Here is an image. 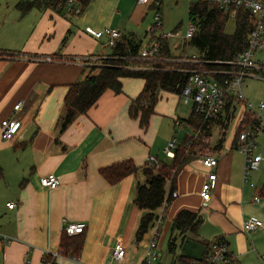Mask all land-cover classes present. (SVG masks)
I'll return each mask as SVG.
<instances>
[{"label": "crops", "instance_id": "crops-1", "mask_svg": "<svg viewBox=\"0 0 264 264\" xmlns=\"http://www.w3.org/2000/svg\"><path fill=\"white\" fill-rule=\"evenodd\" d=\"M182 4L189 8L190 1L164 0L162 17L165 8ZM155 11L153 5L140 4L138 0H88L80 15L53 7L33 8L26 14L18 10L9 27L13 42L2 40L0 34V122L14 114L16 103L24 101L23 109L15 115L22 122L18 137L5 141L0 134V234L11 237H0V264H25L27 259L30 264H44L48 255L61 252L63 228L69 222L86 224L83 233L76 235L82 240L79 262L71 256L58 260L53 257L56 264L142 261L152 229L150 235L147 232L143 239L136 240L144 213L134 201L137 184L145 182L142 168L147 167L149 155L170 160L166 156L161 159V154L164 155L167 141L175 136L174 119H184L178 112L180 95L162 91L148 126L142 128L139 119L129 115V106L142 91L144 80L124 78L122 92L105 90L93 107L78 115L63 131L59 119L64 114L69 87L99 70L97 63L82 66L69 59L81 55L107 59L113 51L105 39L97 40L85 29L117 28L122 36L145 46L156 37L149 34ZM167 40L173 56L185 52V43H176L174 48L181 51L173 52ZM55 54L59 61L38 60ZM233 120L226 123L224 131L213 126L206 140L210 144L208 154L218 158L211 203L203 205L200 197L208 175L200 156L176 174L172 182L167 181L165 199L171 187L178 195L164 213L157 238L161 256L154 264H191L192 260L204 258L208 243L214 239L227 242L235 261L264 264V226L250 234L243 231L247 218L264 221V156L260 168L245 182L244 155L235 147V135L232 141H226ZM240 120L241 116L235 129ZM214 128L219 132L215 145L211 143ZM189 136L177 137L178 144ZM124 160L133 161L139 171L109 183L100 170ZM49 173L60 179L56 189L40 183L41 177ZM257 193L262 197L259 203L253 201ZM8 203L15 206L9 208ZM161 206L155 215L161 213ZM181 211L199 213L202 224L197 235L175 232L176 248L171 250L173 220ZM118 242L126 248L123 263L111 260Z\"/></svg>", "mask_w": 264, "mask_h": 264}, {"label": "trees", "instance_id": "trees-1", "mask_svg": "<svg viewBox=\"0 0 264 264\" xmlns=\"http://www.w3.org/2000/svg\"><path fill=\"white\" fill-rule=\"evenodd\" d=\"M58 2L59 0H20L16 4V8L22 14H26L33 8H55ZM87 2L88 0H84V6ZM188 19L195 23L197 31L187 44L196 48L201 58L210 61H232L238 53L246 48L251 21L244 10L238 11L235 19L236 27L232 34L225 31L226 24L230 19L229 15L206 2L190 3ZM158 41L161 45L159 59L143 61L138 58L142 42L121 36L110 57L105 59V64L98 65L99 70L96 74L87 75L83 80L69 87L64 98V114L59 119L60 131H63L78 115L86 113L93 107L105 90L112 89L116 93L122 92L124 78L144 80L142 91L130 102L129 115L132 118H138L140 126L146 128L154 113L160 93L166 91L180 95L187 83L189 71L197 67L188 61L176 60L177 57L172 55L166 38H158ZM115 56L117 57L115 58ZM207 67L214 68L217 65L210 64ZM241 111V120L235 132V144L244 125L255 120V116L248 113L242 106ZM182 120H185L192 130L200 129L201 134L195 140L192 136L186 138L176 149L174 158L169 161H161L159 167L142 168L145 182L137 184L134 200L135 204L144 211L136 231L137 241L143 239L149 231L155 217V210L164 202L167 181L172 182L175 175L187 164L196 160L204 149H209L210 144L206 140L211 136L213 126H218L220 131L227 128L225 123L216 125L214 121H207L202 115L196 113L194 108H192L189 117ZM139 169L133 161L124 160L102 168L100 173L109 183L114 184L128 175L137 173ZM2 176L3 171L0 166V179ZM172 192L173 188L171 187L168 195L169 202L172 200ZM201 224L202 218L199 213L181 211L173 220L169 248L171 250L176 248L175 232L181 235L186 232L197 235ZM185 238L186 235L183 236V239ZM60 248L61 252L59 253L63 256L78 259L82 240L76 235L69 236L63 232ZM45 259L44 264H56L51 255ZM199 264H205L203 259L199 260ZM233 264L241 263L235 261Z\"/></svg>", "mask_w": 264, "mask_h": 264}, {"label": "built area", "instance_id": "built-area-1", "mask_svg": "<svg viewBox=\"0 0 264 264\" xmlns=\"http://www.w3.org/2000/svg\"><path fill=\"white\" fill-rule=\"evenodd\" d=\"M164 0H138L140 4L153 5L156 8L154 15V24L149 29V34L154 36L157 31L163 28V17L160 8ZM190 3L206 2L216 6L229 17L237 18L239 10L247 12L251 21V29L247 37V45L235 59L232 61H210L201 58L199 54L185 55L184 59L190 63L197 65L189 71V77L186 85L183 87L180 98L185 104H191L195 112L202 115L207 121H214L216 125L227 123L233 120L238 107H244L248 113L255 116L253 122L246 123L244 129L239 133L235 147L244 155V180L249 181L250 175L257 171L262 162L263 155L258 152L260 148L259 135L264 131V117L260 112L264 110V103L260 102L255 105L248 100L243 92V87L248 78L264 79V0H189ZM55 9L65 11L72 15H80L84 9V0H59ZM86 32L97 40L105 39V44L112 49L117 41L122 36L121 31L117 28L106 27L104 29L95 30L87 27ZM197 31L195 23L189 21L184 39L190 41ZM172 33H161L156 35L151 42L142 46L139 50V59L156 60L159 59L161 50L160 41L158 38H170ZM97 59L94 55H81L74 57L73 60L79 65H89L93 60ZM38 60L44 62L57 61L58 57L47 55L39 57ZM214 64L217 67L209 68L207 65ZM206 65V67H205ZM24 107V101L16 103L13 107V115L3 119L0 122L1 138L5 141H12L18 137L22 122L17 116ZM188 124L185 120L175 118L173 125L175 136L169 139L163 148V153L168 159L175 156V151L178 148V134ZM189 125V124H188ZM191 128V126L189 125ZM193 140L197 139L201 134V130H192ZM200 162L208 169V175L205 182L202 184L200 197L203 205H208L212 201V190L217 180V174L214 168L218 165V158L215 155L204 154L200 156ZM161 160L153 155H149L147 166L159 167ZM43 187L48 189H56L60 185L59 177L54 173H49L40 179ZM251 186L256 188L254 183ZM264 192V187L261 189ZM177 192L171 193L172 198L177 197ZM262 197L257 193L253 197L255 203H259ZM168 197L164 199L161 206V213L155 215L151 225L152 236L146 246L144 256L140 264H154L161 256L158 249V235L161 228V223L164 218V213L169 207ZM14 203H8L9 208H13ZM86 224L80 222L66 223L63 231L69 235H77L83 233ZM264 226V221L257 218H247L243 222V231L252 233L258 228ZM3 240H10L11 237L0 234ZM126 256V248L118 242L112 249L111 260L117 263H123ZM56 260L63 257L62 254L56 253L53 255ZM73 258V257H69ZM205 264H233L234 257L231 255L228 244L223 239H214L208 243V248L204 258ZM75 262L79 259L73 258ZM200 260V259H199ZM199 260H192L191 264H199ZM46 259L44 260V262ZM25 264H30V260H26Z\"/></svg>", "mask_w": 264, "mask_h": 264}, {"label": "rangeland", "instance_id": "rangeland-1", "mask_svg": "<svg viewBox=\"0 0 264 264\" xmlns=\"http://www.w3.org/2000/svg\"><path fill=\"white\" fill-rule=\"evenodd\" d=\"M18 1L19 0H0V34H1V39L6 42H13L12 41L13 36L10 33L9 27L13 25V22L16 19L15 17L16 15H18V9L16 8V4L18 3ZM187 6L188 5L186 4L185 5L182 4V5H179L178 7L172 6L171 8H168V9L165 8V11L163 13L164 27L160 31H157V34H156V35H159L161 33H164V34L172 33V37L169 38V43L172 47L173 52L181 51V50H176L174 48V45L176 43H182V44L185 43L186 45L184 47L185 52L182 51L181 54L177 56L176 60L178 61H180V59H184L187 53L192 54V53L197 52L196 48L186 44V40L184 39L186 30L188 28V23H189ZM19 15H20V12H19ZM235 27H236L235 19L233 17H230V19L228 20L226 24L225 31L229 34H232L235 30ZM67 35L69 34L67 33ZM3 54L12 56V53H3ZM116 57L117 56H115V58ZM105 59H100V60L95 59L93 60V63H97V65L98 64L103 65L105 64L104 62ZM59 60L60 58L58 57L57 61ZM69 60L71 61V63H74L73 60L71 59ZM243 92H244L245 97L248 100L252 101L255 105L259 104L260 102L264 103V79H258V78H253V77L248 78L243 87ZM191 110H192V105L185 104L183 100L180 99L179 108H178L179 115L182 118L187 119L190 115ZM241 114H242L241 107H238L236 114H235V119L229 125L227 129V134H226L227 142L232 141L235 135V132H236L235 126ZM260 114H262L264 117V110L260 112ZM185 134H188V135L193 134L192 129L189 127L188 124H186V126L181 130L180 134H178V139L179 137L181 138V136L183 137ZM218 138H219V132L217 131V128H214V132L211 137V143L215 145ZM259 144H260V148L258 152L264 156V131L259 135ZM208 152H209L208 149H204L202 153H200V156L204 154H208ZM164 157L165 155L161 154V159H164ZM148 233L150 235V231H148ZM167 253H168L167 249L164 250V255H163L164 261L167 258Z\"/></svg>", "mask_w": 264, "mask_h": 264}]
</instances>
